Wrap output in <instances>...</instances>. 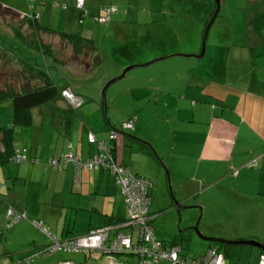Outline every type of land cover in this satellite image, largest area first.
<instances>
[{"label": "crops", "instance_id": "obj_1", "mask_svg": "<svg viewBox=\"0 0 264 264\" xmlns=\"http://www.w3.org/2000/svg\"><path fill=\"white\" fill-rule=\"evenodd\" d=\"M84 3L89 15L98 13L99 8L106 4L115 5L118 10L112 16V18L116 17L112 25L117 24L119 17L123 14L126 15L127 11L120 9L114 0H84ZM223 3L228 6L224 14L231 22L234 21V11L243 9L245 18L242 17V25H244L245 31L236 41H234L230 31L229 37L222 40L218 39L211 44V48L218 51V53L228 52L227 58L231 54L233 59L252 63V70L248 74H237L235 71H228L229 66L222 65L225 59L221 58L213 63L211 61L210 72L205 73L204 70H192L193 63L190 61L172 59L173 61L169 62V58L174 57L169 56L163 60L153 62L149 67L135 73L128 72L130 80L127 81L125 90L134 100L137 96L140 100L133 102L130 110L122 114V121L118 125L112 123L110 119L108 120V123L117 129L120 128L123 121L134 118V128L131 131L122 130L118 134L114 141L113 154L116 160L126 166L132 174L145 176L152 181V187L148 191L150 213L152 212L151 207L155 206L156 199L152 191L156 184L153 180L155 181L159 177V170L156 166L149 170L141 165L142 163L151 166L152 159L149 156L151 153L144 147L145 144L142 145L140 142H150L156 147V142L154 143L143 132L145 119L142 112L147 106L157 104L162 93H166L164 96L172 95L173 98L179 100L177 106L174 107V111L179 115L176 119L187 115L188 118L183 120V123L204 124L206 126L205 129L201 130L193 127L194 125H190L191 130L189 132L190 138L195 139V143L199 144L197 159L199 162L206 164L205 170L212 171L213 167H217L216 173H220L218 180L225 179L230 184L233 179L240 176L242 171L246 169L253 170L252 174H255L258 183V194L260 192L264 193V91L260 90V87H264V0H221L220 10ZM37 4L38 6L35 8L34 4L32 11L39 13L38 19L40 22L45 21L44 23H48L52 20V15L46 8L47 6L53 8L54 4L51 2L46 4L38 2ZM0 5L12 9L15 13L29 11L27 0H0ZM148 8L147 11L158 14L156 17L159 16L160 12L157 6L152 7L149 5ZM132 10L139 12L136 8ZM151 19V21L146 22L138 20L141 21L139 23L143 26L161 23L159 21L162 20L159 18L154 20L153 17ZM111 20L104 23L106 29L111 26ZM167 24L169 26L168 22ZM228 39L230 48L227 47ZM179 41L178 45L173 48L151 53L147 58H134L131 62L113 64L109 78L117 75L125 64L141 63L168 53H193L182 48ZM54 42L59 46L69 44L59 37ZM236 42H243L244 51L242 53L234 49L238 45ZM47 44L52 43L48 42ZM91 56L92 54L85 56V59H77L76 64L69 71L79 74L86 72L91 68ZM181 57L186 58L184 56L179 58ZM56 61L63 65L61 57H58ZM218 63H220V69L216 70ZM169 66H178V69H171L172 71L167 73L162 70L158 71L160 68L165 69ZM54 80L58 84L69 83L71 89L80 94L78 89L81 87L72 79L67 80L64 77H58ZM173 86H175L176 94L172 92L171 87ZM56 101H52L53 103L49 105L48 110L41 109L42 105L35 107L39 119L35 120L33 118L31 127L37 128L39 137L33 136V145L31 146L24 144L29 150V159L20 163L8 159L0 164V195L5 198V200L3 199L2 213L11 205L18 211H22L24 216L26 215L27 219H24L25 222L21 226L29 225L31 229L37 232V236L29 235L33 238L31 245L35 249L49 245L52 237L54 239L73 238L89 229L107 225L105 223L108 219L114 220L113 223H115L126 217V205L116 183V178L107 170L82 168L79 169L77 179L75 176L76 169L71 163L62 166L60 169L54 165H45L49 159L60 160L63 155L70 152L82 160L96 154L98 145L88 141V131H92L97 139H108L109 128L106 127L105 117L104 127L102 124L86 127L82 121L80 124L79 121L73 124L74 117H82L83 115L82 111L79 112L80 108L74 111L64 100V103L59 102L60 99ZM55 108L60 110V117L58 113H52ZM42 115H44L43 119L41 118ZM46 116L49 120H46ZM74 125H76V128H74ZM51 126L56 129L55 138H53ZM73 131L75 135H72ZM0 148H2L1 143ZM134 149L136 150L133 152ZM209 162L212 164L208 166L207 163ZM189 179L191 181L192 177H178L177 174L175 181L177 189H185ZM16 180L24 181L21 183L20 188L16 187ZM218 182L220 181L214 183ZM8 184L14 185L13 188L9 187ZM192 195H194V192L187 191L182 194L180 201L185 203L184 201L193 198ZM260 195L264 196V194ZM36 222L42 223V226L45 225L47 232L44 233ZM13 226L2 234L0 255L10 253L6 248L13 239L14 231L21 227L19 226L13 230L11 229ZM256 234L247 232L234 237L259 239L263 236V234L261 236H258V234L256 236ZM132 236L135 240L137 237L136 229H134ZM161 241L165 244L176 243L175 241ZM35 249L29 251L32 252ZM43 253L46 252L43 251ZM52 253L54 255L42 256L37 261L28 264H59L63 260H72L68 256L70 253L66 251L57 250ZM1 258L4 264H13L15 261V258L12 257Z\"/></svg>", "mask_w": 264, "mask_h": 264}, {"label": "rangeland", "instance_id": "obj_2", "mask_svg": "<svg viewBox=\"0 0 264 264\" xmlns=\"http://www.w3.org/2000/svg\"><path fill=\"white\" fill-rule=\"evenodd\" d=\"M60 1L68 3L69 8L61 10L56 7L51 8L47 6L46 9L51 12L52 20L48 21V23L41 21L43 22L41 24L47 25L56 31L70 32L92 40L93 48L92 53H90L92 54L91 68L83 74L69 71L76 64L77 59H85L86 55L83 53L77 57L71 49L72 46L69 44L59 46L54 42V40H58V36L51 33H41L39 37L41 38L40 41L45 43L51 42L53 44L50 45L53 49V54L57 58L61 57L63 65L67 68L65 69L62 64L54 61L48 55L43 57L42 52H36L33 56L37 58L39 64L43 65L45 63V65L49 66L47 69L51 77L72 79L81 87L78 89V92L82 95L84 103L78 109L79 112L82 111L83 115L82 117H74L73 124L76 121H79L78 123L80 124L82 121L86 127L97 124H102L104 127V117L107 120L110 119L115 125L121 123L122 114L127 113L130 110L131 104L140 99L137 96L134 100L125 90L127 81L130 80L129 77H123L110 84L105 90V96H102L101 91L103 87L110 79L114 78H109V74L112 73L113 69L112 65L131 62L134 58H147L151 53H158L161 50L173 48L175 45H178V40H180L182 48L193 52L183 53L192 56L188 59L174 56L169 58V62L173 61L172 59L190 61L193 63L192 70L199 69L200 71L204 70L205 73H209L211 61L213 63L215 60L223 58L225 62L222 65L229 66L228 71H235L237 74H248L252 70V63L233 59L231 58V54L227 58L228 52L218 53V51L211 48V44L218 39L222 40L229 37L230 31L234 41L244 34L245 29L244 25H242V17L243 19L245 18V13L243 9H241L242 11L240 9L234 11V21L231 22L224 14L228 6L225 3L222 4L217 19L213 21L209 28L204 55L196 58L193 55H198L200 52L207 16L206 9H209L211 0H114L120 9L127 11L126 15L123 14L119 17L117 24L112 25L116 19V17H113L111 26L108 29H106L105 24L101 25L93 22L89 16L84 18L82 24H79L78 13L71 7L72 0ZM37 3V1L33 3V6L35 4L34 8L38 6ZM203 3H206L207 6L205 7ZM149 5L159 8L160 14L158 17H156L158 14L147 11ZM133 8H136L139 12L132 10ZM151 17L154 20L158 18L162 19L159 21L161 23H152L149 26H143L139 23L141 21H151ZM19 20H21V17L18 13L0 7V31L5 30L12 36L15 27L20 25ZM20 27V31L23 33L28 30L26 25ZM114 27L117 28L115 29ZM218 35L219 37H217ZM3 39L6 41V46L8 42L11 44L14 42V40L7 37ZM236 43L238 45L234 49L242 53L244 51L242 47L243 42ZM227 47L230 48L229 39ZM170 54L174 53H168L163 56ZM7 57L5 53H1L0 49V91L2 89L19 90L21 84L29 86L27 83L28 75L23 73L14 64L13 59ZM149 60L151 59L146 61ZM219 64L216 70L220 69ZM126 65L130 64L123 65V68ZM142 69L137 67L130 70V73H135ZM171 69L176 70L178 66H169L165 69L160 68L158 71L162 70L167 73L172 71ZM191 79L196 81L194 78ZM174 87H171V89L176 94ZM260 90L264 91V87H260ZM164 95L166 93H162L157 104L147 106L142 112L145 119L143 132L154 143L156 142V147L152 143H148L151 146V154L149 155L152 159L151 166L142 163L141 165L147 167L149 170L156 166L159 170V177L155 181L153 180L156 184L152 189L155 195L154 198H156L155 206L151 207V214L153 216L151 226L153 231L157 238L161 240L168 242L175 241L180 244L183 248V254L187 257L203 254L207 248L213 247L226 252L225 260L227 264H255L259 253L257 248L245 244L221 245L222 243L205 241L200 239L194 230V226L198 221V231L204 236L233 240L242 239L235 238L234 236L254 232L258 236L262 234L263 236L259 237V239H252L264 244V196L260 195L264 193L260 192L258 194V183L255 174H252L253 170L246 169L242 171L238 178L232 180L231 184L225 179L222 181L218 180L220 173H216L217 167H213L212 171L205 170L206 164L199 162L197 159L199 144L195 143V139L190 138L189 132L191 130L190 125H194L193 127L200 128L201 130L205 129L206 126L204 124L183 123V120L188 118L187 115L176 119L179 115L174 111V107L177 106L179 100L173 98L172 95ZM103 99H105L104 102ZM111 99L113 100L111 101ZM59 102L64 103L62 99ZM52 103L51 101L43 104L40 108L48 110L49 105ZM36 110L37 108L32 109V114L33 118L38 120L39 116L36 114ZM43 117L44 115L41 118L43 119ZM11 119V102H1L0 128L9 126ZM47 119L49 120L48 117ZM47 124L49 123L47 122ZM74 128H76V125H74ZM51 131L53 138H55L56 129L52 127ZM72 135H75L74 131ZM14 136L16 142L20 145L31 146L33 145V136L39 137V134L37 128H34V126L27 128L16 126L14 127ZM211 164V162L207 163L208 166ZM177 174L178 177H192L191 181L189 179L185 189H177L178 187H176L175 182ZM215 181L220 182L214 183ZM16 182V187L20 188L21 183L24 181L16 180ZM8 185L11 188L14 186ZM187 191H190V193L194 192V195H192V199L183 203L180 201V197ZM1 197L3 196L0 195V230L6 233L10 228L6 229L5 226L7 221L5 211L2 213V205L5 198ZM175 202L178 203L177 206H175ZM191 205L193 207H189ZM24 222L25 220L22 219L11 229L15 230L24 224ZM43 227L46 228L45 225ZM29 235L37 236V232L31 229L29 225H23L16 229L12 236L13 239H11L6 248L10 252L6 257L15 258L14 263L17 264H28L29 262L26 259L28 256L33 255L34 251L31 252L29 250L35 249L31 245L33 238ZM36 252H38V257L33 262L42 256L49 257L54 255L51 252H46L45 254L39 251ZM68 256L75 262H83L84 264H105L108 258L106 254L99 255L95 252L88 256H84L81 253H70ZM111 258L125 264H136V259L128 255H112ZM1 259L0 256V264H4V261ZM156 264H168V262L162 260Z\"/></svg>", "mask_w": 264, "mask_h": 264}, {"label": "built area", "instance_id": "obj_3", "mask_svg": "<svg viewBox=\"0 0 264 264\" xmlns=\"http://www.w3.org/2000/svg\"><path fill=\"white\" fill-rule=\"evenodd\" d=\"M29 2L34 0H28ZM42 1V0H39ZM54 4V3H53ZM84 0H75V6L82 9ZM103 15L92 17L99 23H107L111 16L116 12L115 5H106L102 8ZM24 15V14H22ZM86 15V11L82 12ZM62 95L67 99L72 107H78L82 101L69 90L62 91ZM134 118L127 119L123 122L122 128L133 129ZM117 137L115 130H110L108 139H97L92 132L87 134V139L90 143H97L98 152L92 157L82 160L72 152L62 156L60 160L49 159L45 163L47 166L54 165L59 169L71 163L76 171L75 176L78 179L79 169H103L113 174L116 178V183L120 188L121 195L126 205V217L122 220L99 226L89 232L73 237L65 241H57L52 237L50 245L43 247L42 251L54 252L57 250L72 251V252H96L98 254L108 255L105 264H124L111 258L112 255H128L136 259V264H156L162 260L168 264H226L224 256L214 248H208L203 254L196 257H187L183 254V248L180 244H163L154 234L151 226L153 219L149 211L150 198L148 190L152 186L150 179L145 176H137L132 174L129 169L119 163L112 152L113 140ZM28 159L27 149L15 148L11 161L20 163ZM13 215L11 210H8V216ZM23 217L15 215L13 221ZM36 224L41 228L40 223ZM43 232H47L41 228ZM134 229H136V238L133 240ZM59 264H76L70 261H62ZM258 264H264V256L258 260Z\"/></svg>", "mask_w": 264, "mask_h": 264}, {"label": "trees", "instance_id": "obj_4", "mask_svg": "<svg viewBox=\"0 0 264 264\" xmlns=\"http://www.w3.org/2000/svg\"><path fill=\"white\" fill-rule=\"evenodd\" d=\"M46 1L54 3L53 8L56 7V8H59L61 10H67L69 8L68 3L64 2V1H60V0H57V1L42 0L39 3L40 4H46L47 3ZM72 1H73V3L71 5V7H73L74 10L79 13L78 22H79V24H82L83 23V17H84L82 15V12H85V11L87 12V9L85 8L84 5H83L82 9H78L75 6V0H72ZM196 4H198V3H196ZM203 4L205 5V7L207 6L206 3H203ZM106 5H104V6H106ZM104 6H101L99 8L98 13L92 14V15L88 14V16L92 19L93 22H95L97 24H101V25L104 24V23H99L97 20H94L92 18V17H98V16L103 15L104 11L102 10V8ZM0 7H2V6L0 5ZM4 8H6V7H4ZM6 9L11 10V12H14V11H12V9H9V8H6ZM32 9L29 11L28 15L23 16L22 14L18 13V15L21 17V20H19L20 25L15 27L12 36H10L7 33V31H5V30L0 31L1 53H3V54L5 53L8 56L7 58L13 59L14 64L17 67H19L23 71V73L28 75L27 76L28 77L27 83L29 84V86H24L23 84H21L19 90H11V89L4 90V89H2L0 91V103L3 101H10L11 105H12L11 124L7 127L0 128V143L2 145V148H0V164H2L5 160H8V159L11 161V156L13 155L15 148L25 147L27 149V153L29 155L28 148L25 145H20L18 142H16V138L14 136V127H16V126L26 127V128L31 127L33 125V116H32V109L33 108L41 106V105L48 103V102H51L53 100L56 101L58 99H60V100L62 99L75 111L78 108L72 107L69 104V102L67 101V99L62 95V91H64V90H69L74 95H78L82 98L81 99L82 103L79 106H81L83 104V100H84L82 95L75 93L71 89V87L69 86V83L65 82L62 84H58L56 82V80H54L56 78L51 77L50 74L48 73L47 67H49V66L45 65V63H43V65L39 64L37 62V58H35L33 55L36 52H42L43 57L48 55L54 61L57 60V57L53 54V49L50 46L51 44H47L45 42L40 41L41 38H39V37H40L41 33H43V34H45V33L55 34L59 38L67 41L72 46V50H73L74 54H76L77 56L80 54L82 55L83 53L87 56V55H90V53H92V48H93L92 40L84 38L81 35H77L74 33L64 32V31H56V30L49 28L47 25H45V26L42 25L40 20L38 19L39 13L32 11ZM214 10H215V1L211 0L209 9H206L207 16H206L205 25L207 24V22L211 18ZM196 14H198V12H196ZM218 15H219V13H218ZM218 15L216 16V18L218 17ZM23 25H26L27 29H28V30L24 31V33L20 31V28H21L20 26H23ZM4 37H7L9 39L14 40L13 44L8 42L7 46H6L5 45L6 41H5V39H3ZM55 112L59 114L60 110H57L55 108L52 110V113H55ZM52 123L54 124L53 121H52ZM105 123H106L107 128H109V129L114 128V126H112L108 123L107 119L105 120ZM140 143L142 145L145 144L144 147H146V150H148V152H151V146L147 142L141 141ZM8 210H11L13 212V215L8 216ZM22 214H23V217L16 219L15 222L13 221V219L15 218V215H22ZM5 218L7 220L6 224H5L6 229L13 226V224L17 223L18 221H21L22 219H25V220L27 219L26 215L24 216V213L22 211H18L17 209L12 207L11 205H9L7 207V209L5 210ZM113 222H114V220L108 219V221L105 224L109 225L110 223H113ZM40 226H41V228L45 229V227L42 226V223H40ZM90 230H92V229H89L85 233L89 232ZM85 233H82L80 235H83ZM2 234H3V231L0 230V241H1ZM77 236H79V235H77ZM68 239H71V237L70 238H64V239H56L55 238V240H57V241H65ZM50 244L51 243H49V245ZM221 245H223V244H221ZM46 246H48V244L44 245V247H46ZM252 247H254V246H252ZM215 249L218 252L222 253L226 257V252L219 250V248H215ZM42 250H43V247L42 248L40 247L39 249L34 250L33 255L28 256L26 260L29 263L32 262L36 257H38V254H37L38 252H36V251L43 253ZM258 250H259V253H258L255 264H258V260L260 259V257L264 256V253L260 249H258ZM68 253H81L84 256H88L94 252L91 251V252L86 253L84 251H80V252L69 251ZM96 254H98V253H96ZM99 255H101V254H99ZM0 256L3 258H6L7 253H4V255H0ZM69 261L74 262L76 264H84L83 262H75L74 260H69ZM60 262H62V261H60ZM13 264H17V263H13ZM20 264H23V263H20Z\"/></svg>", "mask_w": 264, "mask_h": 264}, {"label": "water", "instance_id": "obj_5", "mask_svg": "<svg viewBox=\"0 0 264 264\" xmlns=\"http://www.w3.org/2000/svg\"><path fill=\"white\" fill-rule=\"evenodd\" d=\"M215 1V10L211 16V18L209 19V21L207 22V24L205 25L204 27V30H203V39H202V42H201V48H200V52L199 54H195L193 55L194 57L196 58H200L204 55V52H205V48H206V38H207V34H208V31H209V28L210 26L212 25L213 21L215 20L216 16L218 15L219 13V10H220V3H221V0H214ZM169 56H184L186 58H189L190 54H185L183 52H178V53H174V54H170L168 56H160L159 58H156V59H151L149 61H146V62H141V63H132L130 65H126L123 69L121 68V71L113 76L114 78L110 79L106 84L105 86L103 87L101 93H102V96L104 97L105 96V90L109 87L110 84H112L113 82L123 78V77H129L128 76V72H130V70L134 69V68H143L145 69V67H148V65L150 66V64H152L153 62H157V61H160V60H163L165 58H168ZM111 78V77H110ZM105 99H103V102H104ZM118 133H121V131ZM175 205L177 206L178 203L175 202ZM189 207H193L192 205L189 206ZM197 224H198V221L196 222V225L194 226V230L197 232V235L198 237H200V239L202 240H205V241H209V242H216V243H222V244H245V245H249V246H254L258 249H260L263 253H264V244H262L261 242L257 241V240H254V239H233V240H227V239H223V238H219V237H212V236H204L203 234H201L199 231H198V227H197Z\"/></svg>", "mask_w": 264, "mask_h": 264}, {"label": "clouds", "instance_id": "obj_6", "mask_svg": "<svg viewBox=\"0 0 264 264\" xmlns=\"http://www.w3.org/2000/svg\"><path fill=\"white\" fill-rule=\"evenodd\" d=\"M35 1L40 2L39 0H34V1H31V2H29V1L27 0V2H28V6H29V11L33 8V2H35ZM117 10H118V9H117ZM117 10H116L115 13H117ZM29 11H28V12H25V13H20V14L28 15ZM115 13H114V14H115ZM114 14H113V15H114ZM24 15H23V16H24ZM113 15H112V16H113ZM87 16H88V13L86 12V15L83 17V20H84V18L87 17ZM112 16H111V18H112ZM111 18H110V20H111ZM110 20H109V21H110ZM109 21H108V22H109ZM76 96H78V95H76ZM78 97H79L80 99H82L80 96H78ZM81 101H82V100H81ZM83 103H84V100H83ZM79 107H80V106H78L77 108H79ZM125 121H126V120H125ZM123 122H124V121H123ZM123 122H122V124H123ZM122 124L120 125V128H117V129H116V128H110V129L108 130V135H109V131H110V130H115L116 133H117V136H118V134H120V133H118V131H119V132H120V131L122 132V130H132V129H124V128H122ZM133 128H134V125H133ZM89 132H92V131H88V133H89ZM88 133H87V134H88ZM92 133H93V132H92ZM93 134H94V133H93ZM95 137H96V136H95ZM96 138H97V137H96ZM99 140H101V139H99ZM103 140H104V139H103ZM115 140H116V139H115ZM115 140L112 141V142H113V149H112V152H113L114 149H115V147H114V141H115ZM105 141H106V142H110L109 139H107V140H105ZM96 144H97V143H96ZM97 152H98V151H97ZM97 152H96V153H97ZM28 159H29V158H28ZM95 170H97V169H95ZM146 178H147V177H146ZM148 179H149V178H148ZM151 182H152V181H151ZM151 187H152V186H151ZM151 187H150V188H151ZM150 188H149V189H150ZM148 191H149V190H148ZM154 234H155V233H154ZM155 236H156V235H155ZM158 239H159V238H158ZM242 239H243V238H242ZM159 240H160V239H159ZM160 241H161V240H160ZM162 243H163V242H162ZM163 244H165V243H163ZM177 244H178V243H177ZM209 248H213V247H209ZM207 249H208V248H207ZM207 249H206V250H207ZM214 249H215V248H214ZM215 250H216V249H215ZM221 254H222V253H221ZM200 255H201V254H200ZM222 255H223V254H222ZM185 256H186V255H185ZM197 256H199V255H197ZM223 256H224V255H223ZM131 257H133V256H131ZM195 257H196V256H195ZM134 258H135V257H134ZM224 259H225V256H224ZM225 262H226V260H225ZM226 264H227V263H226Z\"/></svg>", "mask_w": 264, "mask_h": 264}]
</instances>
